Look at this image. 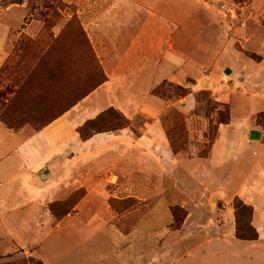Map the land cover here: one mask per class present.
<instances>
[{
    "label": "rangeland",
    "instance_id": "rangeland-1",
    "mask_svg": "<svg viewBox=\"0 0 264 264\" xmlns=\"http://www.w3.org/2000/svg\"><path fill=\"white\" fill-rule=\"evenodd\" d=\"M158 24L160 39L151 51L139 58L130 54L141 31H152ZM151 34L145 33L144 41ZM175 55L189 56L197 66H228L240 58L264 60V0H0V117L19 116L22 106L45 98L56 102L93 94L106 82V73L113 72V85L97 95L101 113L112 108L120 114L133 140L144 130L162 128L174 155L198 157L209 149L210 132L214 143L226 110L230 121V108L214 100L212 94L219 88L214 86V91L191 96L193 107L186 112L181 100L190 94L181 98L178 85L156 71V66H176ZM48 66H59L60 76L51 81L53 89L41 94L43 83L50 87L44 71ZM117 66L135 68L116 74ZM33 70L37 87L6 113L15 90L12 83ZM120 75L124 79L116 80ZM186 81L188 88H182L189 89L193 81ZM156 104L161 108L156 117L141 110ZM58 106L45 116L54 115ZM34 110L23 111L38 121ZM242 120L233 116V122ZM249 121L261 137L246 150L261 158L246 155L233 179L227 180L225 172L219 185L207 176L208 168L206 178L197 179L193 174L198 166L171 172L166 165L155 167L152 151L148 156L127 153L114 140H96L80 154L76 142L65 140L61 150L50 154V180L61 184L65 170L72 174L71 183L81 185H65L61 197L50 200L38 214L25 207L3 216L17 239L0 242V264H50L57 251L64 262L56 264H260L248 257L264 258V199L257 198L264 194V110ZM12 131L24 140L36 133L32 124ZM105 142L117 146L114 152L106 153ZM76 160L91 161V166L73 174ZM60 161L65 165L56 167ZM8 188L0 177V193ZM16 198L5 199L12 204ZM235 200L251 207V226L261 238L256 242L235 238ZM53 262L59 258L53 257Z\"/></svg>",
    "mask_w": 264,
    "mask_h": 264
},
{
    "label": "crops",
    "instance_id": "crops-1",
    "mask_svg": "<svg viewBox=\"0 0 264 264\" xmlns=\"http://www.w3.org/2000/svg\"><path fill=\"white\" fill-rule=\"evenodd\" d=\"M82 24L84 25V22ZM160 29L161 25L159 24L152 31L150 28L147 30L141 29V34L135 38L137 39L136 41L133 40L129 53L137 54L139 58L145 52L151 51V46L154 47L155 42L160 39ZM145 33L147 35L152 33L149 41H144ZM173 59V62L177 63L176 66H156V71H163V74H167V76L164 75V78L180 87L188 88L186 80L190 79L193 81L189 87L192 94L181 100V103H186L184 107L186 112H189L193 107L190 104L191 96L199 91H214V86H219L216 89L218 91L212 94L214 100L217 103L228 105L230 108V121L226 125L219 126L218 135L211 146L208 156L206 158L183 159L179 155H174L162 128H158L155 130L156 132L154 129L144 130L143 134L135 140L131 139L130 132L124 129L117 132L98 134L88 141L80 142L78 134L74 130L82 126L86 121L94 119L103 111V107L98 105L97 95L99 91L106 86L109 87L115 80L113 72L106 73L107 80L99 90L87 96L81 103H78V105L74 106L51 125L36 132L26 140L22 138L20 132L7 129L0 122V177L4 178L9 184L8 190L2 194L0 193V242L2 244H6L5 239H10L14 243L16 242L15 239H17L10 232L7 224L8 220L5 221L3 216L17 214V211L25 207L31 208V214H38L43 207L44 209L46 208L50 200L53 201L61 197L62 192L66 189L65 185H67V188L81 185L79 181L71 183L69 179L72 174L68 175V171L65 170L61 171L62 185L50 180L48 169L50 154L53 156L55 150H61L65 140L69 141L71 139L72 142H76V145H79L78 151L80 154H83L88 147H91V141L96 140L107 142L114 140L120 144L118 146L121 148L120 151L125 150L127 153L128 150L139 151L141 155L145 154L148 156V151H152L153 155L151 156L155 167L166 165L169 168V172H171L175 171V168L179 166H184L185 168L198 166L200 170L197 171V174H193V177L197 179L206 178L205 171L208 168L210 171L207 176L218 182V185L222 182L220 177L225 172H227V180L233 179L234 172L246 160V155H250L251 159L261 158L258 154L256 155L257 157L253 158V154L251 155L246 150V147H254L255 144L252 143H257V140L261 137L257 130L251 127L249 119L264 110V60L252 62L240 58L238 62L228 66H197L196 62L189 56L177 58L175 55ZM133 68L135 66H117L113 71L116 70V74H119L120 71H132ZM123 79L120 75V78L117 77L116 80ZM219 79L220 81L224 80L225 83H218ZM214 81L217 84H213ZM120 110L125 112L122 108ZM141 110L147 115L156 117L161 108L156 104L154 109L142 108ZM233 116L241 117L243 119L242 123L233 122ZM107 142L103 144L106 153L114 152V148L117 146L114 147ZM142 147H147V151L143 150ZM115 151L118 152V149L116 148ZM90 163L91 161L87 160H76V169L71 170V173H83L82 168L91 166ZM64 165L60 161L56 164V167H63ZM224 168H226V171H224ZM231 169L233 172H231ZM231 173L232 175H230ZM11 196L15 198L17 196L19 198V200L16 198L18 202L12 204L6 202L5 198H10ZM257 198L264 199V194L258 195ZM33 206L37 209H32ZM4 231H6L7 237L4 236ZM259 239L261 238L258 237ZM56 253L58 255L55 254L49 259L50 264L64 262L61 258L62 253L59 251ZM53 257H58L59 262H53ZM251 257L250 255L248 259L255 260V262L260 264L264 263V258L262 257ZM72 263L76 264V261ZM72 263L70 262V264Z\"/></svg>",
    "mask_w": 264,
    "mask_h": 264
},
{
    "label": "trees",
    "instance_id": "trees-1",
    "mask_svg": "<svg viewBox=\"0 0 264 264\" xmlns=\"http://www.w3.org/2000/svg\"><path fill=\"white\" fill-rule=\"evenodd\" d=\"M38 67L42 68L43 66H38ZM44 71L46 72L49 78L46 80H49L48 84H50V87H47V85L43 86L44 85L43 83L40 86L42 87L41 94L46 93L48 90L53 89L51 81L55 83L54 80L60 76L59 66H48ZM36 74L37 71L33 70L25 76L24 80L12 83L15 87V90L13 92V97L8 102V105L5 107L6 113L11 109H16L17 107H19V102H20L19 98L23 95H27L28 93H30V91H32L37 87V85H34L33 82L34 80L33 77L36 76ZM175 88L176 90L181 92V98H184L189 94H191L189 89H184L180 86H176ZM90 92L85 93L84 95H76L71 100L69 99L64 100V98H62L55 102L53 100L50 101L49 99L45 98L37 103H34L32 106L31 105L22 106L21 108L22 113L19 116L14 115L9 118L7 117V115L3 114L0 117V120L7 128L12 130H18L22 128L25 124H29V125L32 124L33 130L35 132H39L42 129L46 128L48 125L52 124L57 119H59L61 116H63L79 101H81L83 98L89 95ZM57 104L60 106H58ZM53 106H58L56 113L50 117L45 116L46 115L45 112L47 110H51ZM26 107H31V108L34 107L35 109L34 111L37 112L36 116L37 118H39L38 121L31 119L30 118L31 115L28 112L23 111L26 109ZM224 107L226 108L227 106L224 105ZM25 120H27V122ZM228 123H229V111L226 110L225 117L218 122L216 132L220 125H226ZM126 125H127L126 120L111 108L99 114L96 118L86 121L82 126L76 129V133L78 134L80 141L85 142L97 134L120 131L126 128ZM213 138L214 136L210 132L208 135L209 149H211V146L213 144L212 141ZM209 149L206 152H201L198 157L206 158ZM234 210H235V219H236L235 238L239 241H245V242L256 241L258 239V235L255 232L254 228L251 226V216H252L251 207L244 205L239 200H235Z\"/></svg>",
    "mask_w": 264,
    "mask_h": 264
}]
</instances>
